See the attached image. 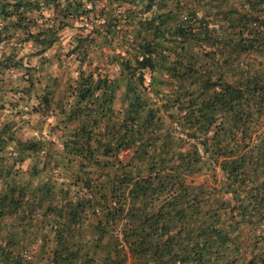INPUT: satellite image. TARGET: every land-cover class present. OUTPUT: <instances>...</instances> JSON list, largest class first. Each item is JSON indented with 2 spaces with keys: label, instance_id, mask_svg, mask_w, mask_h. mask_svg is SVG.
<instances>
[{
  "label": "trees",
  "instance_id": "1",
  "mask_svg": "<svg viewBox=\"0 0 264 264\" xmlns=\"http://www.w3.org/2000/svg\"><path fill=\"white\" fill-rule=\"evenodd\" d=\"M65 30L58 101L0 53V264H264V0H0L42 69ZM32 97L59 143L1 122Z\"/></svg>",
  "mask_w": 264,
  "mask_h": 264
},
{
  "label": "rangeland",
  "instance_id": "2",
  "mask_svg": "<svg viewBox=\"0 0 264 264\" xmlns=\"http://www.w3.org/2000/svg\"><path fill=\"white\" fill-rule=\"evenodd\" d=\"M77 33V30H65L60 33L61 39L59 43L55 45L53 49L45 53V55L51 59V65L45 66L44 69L40 67V56H37L39 48H37L33 42L19 44L18 37H16L9 43L3 44L0 48V53H11L13 50H17V52H19L18 59H23V68L13 70L8 78L10 85L20 88L26 87L28 83L27 79L29 78L27 71L30 68L37 67L32 69L30 73L39 75L41 79V84L38 86L39 94L43 90L42 86L45 85L46 80L49 76H51L52 79L48 80V82L51 84V88L55 92V100L58 101L66 92L67 82L77 78L78 76L77 61H75L74 56H68L71 39ZM84 34H86V31ZM105 69L112 76H114L117 72L116 67L113 66L108 68L105 67ZM54 78H59V82L54 83ZM32 100L33 101L29 104L14 103L15 107H7L1 122L11 121L13 124H16L19 135L24 140L30 138H46L47 140H53L59 143L62 133L60 130L61 128H59L60 117L57 108H55V104L53 105L52 110L42 114L41 112L35 111V108L40 104L39 98L32 97ZM24 168H27V165H25ZM216 173L218 175V179H221L222 173L219 167H217ZM204 181L212 184V175L206 173L197 179V182Z\"/></svg>",
  "mask_w": 264,
  "mask_h": 264
},
{
  "label": "built area",
  "instance_id": "3",
  "mask_svg": "<svg viewBox=\"0 0 264 264\" xmlns=\"http://www.w3.org/2000/svg\"><path fill=\"white\" fill-rule=\"evenodd\" d=\"M23 256H24V258H25L27 261H29V262H31V263H33V264H44L43 262H40V261H38V260H35L34 257H33V255H32L31 253H29V252H24V253H23Z\"/></svg>",
  "mask_w": 264,
  "mask_h": 264
}]
</instances>
